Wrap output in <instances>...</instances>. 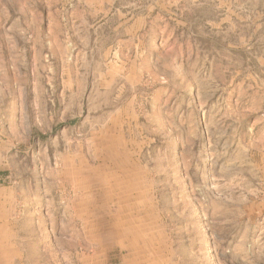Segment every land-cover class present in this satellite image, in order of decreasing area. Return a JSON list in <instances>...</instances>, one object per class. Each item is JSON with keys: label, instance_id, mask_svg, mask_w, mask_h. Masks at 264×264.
I'll use <instances>...</instances> for the list:
<instances>
[{"label": "rangeland", "instance_id": "1", "mask_svg": "<svg viewBox=\"0 0 264 264\" xmlns=\"http://www.w3.org/2000/svg\"><path fill=\"white\" fill-rule=\"evenodd\" d=\"M2 214L0 264H264V0H0Z\"/></svg>", "mask_w": 264, "mask_h": 264}, {"label": "crops", "instance_id": "2", "mask_svg": "<svg viewBox=\"0 0 264 264\" xmlns=\"http://www.w3.org/2000/svg\"><path fill=\"white\" fill-rule=\"evenodd\" d=\"M117 216V217H116ZM116 216H114L113 218H112V221L113 220H115L116 222H114L115 223V225L113 224V226L114 227H116V223L117 224H119V222H121L122 220V218L123 217H120L118 214L116 215ZM5 220V218H3V214H2V217L0 218V225H2V224H4V226H2L1 228H0V236H6L7 235V232H8V230H7V228H6V224L5 223H7L6 221H4ZM126 222H127V224L129 223V221H127L126 220ZM129 228H127V229H124L125 231H130V230H128ZM116 231V232H115ZM113 234H115V235H117L118 233H119V230H118V228H115L114 230H113ZM115 235L114 236H110L111 238H115Z\"/></svg>", "mask_w": 264, "mask_h": 264}]
</instances>
